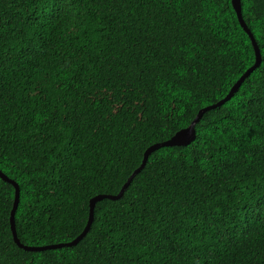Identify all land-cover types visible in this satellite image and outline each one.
<instances>
[{
    "label": "trees",
    "instance_id": "16d2710c",
    "mask_svg": "<svg viewBox=\"0 0 264 264\" xmlns=\"http://www.w3.org/2000/svg\"><path fill=\"white\" fill-rule=\"evenodd\" d=\"M262 62L197 138L153 151L73 246L27 250L0 177V264H264V0H241ZM256 62L232 0H0V170L21 243L69 242L146 150Z\"/></svg>",
    "mask_w": 264,
    "mask_h": 264
},
{
    "label": "water",
    "instance_id": "95a60500",
    "mask_svg": "<svg viewBox=\"0 0 264 264\" xmlns=\"http://www.w3.org/2000/svg\"><path fill=\"white\" fill-rule=\"evenodd\" d=\"M232 2H233V6H234V8L238 14L241 25L243 26V28L247 31V33L251 37L252 43H253L255 51H256V62L239 78V80L233 85V87L231 88L229 93L223 99H221L219 102H217L213 105H209V106L201 109L198 112V114L196 115V117L194 118V120L192 121V123L188 127L179 130L170 139L163 141V142H160V143H156V144L152 145L151 147H149L145 152L144 159H143L141 166L139 168H137L132 173V175L129 177L128 181L123 185L122 189L120 190V192L118 194H98V195L94 196L90 201V215H89L88 223H87L85 229L83 230V232L79 236H77L75 239H73L69 242L51 244V245H46V246H27V245L22 244L20 239L18 238L17 229H16V221H15V214H16L17 208H18L19 203H20V193H21L20 185L15 180L11 179L2 170H0V177L6 181L12 183L16 189L15 190V201H14V206H13L12 215H11V224H12L14 239L21 247H23L24 249H27V250H45V249L60 248V247H64V246H73L75 244H78L87 235V233L89 232V230L92 226V223L94 220L95 207H96V204L98 201L105 199V198H110V199L121 198L124 195V192L126 191V189L129 187V185L133 181L134 177L139 172H141L142 169L145 167L150 154L153 151H155L156 149H159L163 146H186V145L191 144L197 138L196 124L201 120L204 113L210 109L221 106L224 103H226L227 101H229L235 95V93L239 90V88L241 87V85L245 81V79L258 66H260V64L262 62L261 51H260V48L257 44V41H256L254 34L248 28V25H247V23L243 17L241 0H232Z\"/></svg>",
    "mask_w": 264,
    "mask_h": 264
}]
</instances>
